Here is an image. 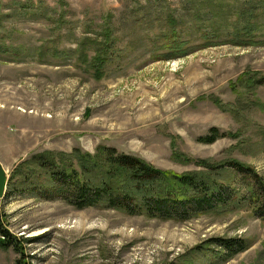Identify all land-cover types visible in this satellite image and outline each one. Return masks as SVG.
Wrapping results in <instances>:
<instances>
[{
    "label": "rangeland",
    "instance_id": "obj_1",
    "mask_svg": "<svg viewBox=\"0 0 264 264\" xmlns=\"http://www.w3.org/2000/svg\"><path fill=\"white\" fill-rule=\"evenodd\" d=\"M100 147L230 200L166 220L52 198L68 187L40 157L81 175ZM237 165L264 184V0H0V216L21 251L0 264H264Z\"/></svg>",
    "mask_w": 264,
    "mask_h": 264
},
{
    "label": "trees",
    "instance_id": "obj_2",
    "mask_svg": "<svg viewBox=\"0 0 264 264\" xmlns=\"http://www.w3.org/2000/svg\"><path fill=\"white\" fill-rule=\"evenodd\" d=\"M218 137L216 130H213L209 137L201 141L211 144ZM50 157H40L42 168L51 171V177L55 181H60L68 187L67 195H58L63 191H57L58 196L51 197L62 199L79 209L104 205L130 215L144 213L151 217L176 220L215 210L224 205L227 199L230 200L223 187H212L196 176L156 169L139 158L120 154L113 148L100 147L95 155L82 156L81 175L76 170L58 169L55 160ZM236 168L244 178L259 186L261 199L256 211L261 212L264 217V184L256 175L245 170V167L237 165ZM121 179L123 182H120ZM1 221L0 216V247H14L21 253L17 241L15 242L11 234L2 227ZM220 242L219 246L228 251L244 250L241 244ZM228 255L233 256L232 253Z\"/></svg>",
    "mask_w": 264,
    "mask_h": 264
},
{
    "label": "water",
    "instance_id": "obj_3",
    "mask_svg": "<svg viewBox=\"0 0 264 264\" xmlns=\"http://www.w3.org/2000/svg\"><path fill=\"white\" fill-rule=\"evenodd\" d=\"M8 177L5 169L0 166V200L5 198L7 193Z\"/></svg>",
    "mask_w": 264,
    "mask_h": 264
}]
</instances>
